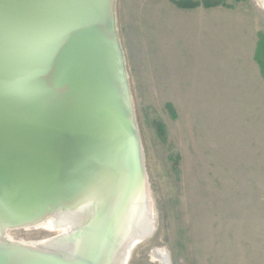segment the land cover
Returning a JSON list of instances; mask_svg holds the SVG:
<instances>
[{
  "label": "rangeland",
  "instance_id": "obj_1",
  "mask_svg": "<svg viewBox=\"0 0 264 264\" xmlns=\"http://www.w3.org/2000/svg\"><path fill=\"white\" fill-rule=\"evenodd\" d=\"M223 1L234 8L116 0L154 223L128 264H158L157 249L172 264H264V79L255 60L264 9ZM55 227L7 236L39 247L63 233Z\"/></svg>",
  "mask_w": 264,
  "mask_h": 264
},
{
  "label": "water",
  "instance_id": "obj_2",
  "mask_svg": "<svg viewBox=\"0 0 264 264\" xmlns=\"http://www.w3.org/2000/svg\"><path fill=\"white\" fill-rule=\"evenodd\" d=\"M115 6L0 0V224L25 228L69 214L135 152L140 133L124 95ZM104 235L108 250L114 236ZM31 251L0 245V264L104 263L90 253L72 263Z\"/></svg>",
  "mask_w": 264,
  "mask_h": 264
},
{
  "label": "bare ground",
  "instance_id": "obj_3",
  "mask_svg": "<svg viewBox=\"0 0 264 264\" xmlns=\"http://www.w3.org/2000/svg\"><path fill=\"white\" fill-rule=\"evenodd\" d=\"M257 1L264 9V0ZM124 95L128 104L131 99L129 109L134 116L126 71ZM137 143L135 152H131L128 156L124 167L119 166L111 173H102L85 189L75 203L79 207L67 215L53 217L34 225L55 221L54 230L63 231L58 240L52 239L39 247L15 243L7 236V230L13 229L14 226L0 224V245L19 246L37 254L58 256L72 263L75 261L74 254L88 255L90 253L93 257L102 255L103 264H128L129 255L134 246L146 235L151 234L154 226L152 202L146 189L144 157L140 148L139 135ZM130 161H132L131 166H129ZM68 203V207L72 208L73 205ZM93 227L94 230H92ZM96 230H102L104 234L114 236L115 241L110 249L107 250L104 244L105 235L100 236ZM152 259L158 264H169L171 261L170 255L159 249L152 252Z\"/></svg>",
  "mask_w": 264,
  "mask_h": 264
},
{
  "label": "trees",
  "instance_id": "obj_4",
  "mask_svg": "<svg viewBox=\"0 0 264 264\" xmlns=\"http://www.w3.org/2000/svg\"><path fill=\"white\" fill-rule=\"evenodd\" d=\"M173 5L182 10H197L201 7L205 9H214L218 7L233 9L234 6L226 3L223 0H169ZM255 60L260 67L261 75L264 79V34H258V43L256 48ZM170 111H173L172 106H168ZM155 128L158 133V136L162 141L166 140L167 132L165 126L160 123H155Z\"/></svg>",
  "mask_w": 264,
  "mask_h": 264
}]
</instances>
